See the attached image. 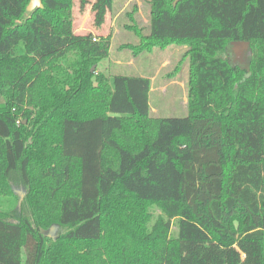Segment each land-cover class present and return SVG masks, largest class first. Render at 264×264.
Wrapping results in <instances>:
<instances>
[{
    "label": "trees",
    "instance_id": "16d2710c",
    "mask_svg": "<svg viewBox=\"0 0 264 264\" xmlns=\"http://www.w3.org/2000/svg\"><path fill=\"white\" fill-rule=\"evenodd\" d=\"M30 1L0 0V198L26 193L0 264H264V0H150L141 48L189 46L184 117L152 115L151 76L92 71L111 36L77 34L74 0Z\"/></svg>",
    "mask_w": 264,
    "mask_h": 264
},
{
    "label": "rangeland",
    "instance_id": "374dc122",
    "mask_svg": "<svg viewBox=\"0 0 264 264\" xmlns=\"http://www.w3.org/2000/svg\"><path fill=\"white\" fill-rule=\"evenodd\" d=\"M89 0L82 5L74 0L72 18L77 34L92 33L94 37L111 36L110 56L93 65L92 71L111 77L114 74H139L154 77V89L150 96L153 116L184 117L188 114L190 59L185 55L188 45L170 44L167 47L153 46L142 49L143 37L134 29V25L146 35L150 32V0H114L107 11L104 22L98 24L93 3ZM252 56V51L248 53ZM231 57V55H230ZM233 57V55H232ZM98 83H96V86ZM17 198L2 196L0 209L25 211L24 188L14 183ZM156 215L160 212L153 209ZM50 231V229L48 230ZM60 231L55 228L54 235ZM178 226L173 224L172 233L177 235ZM50 233V232H48Z\"/></svg>",
    "mask_w": 264,
    "mask_h": 264
},
{
    "label": "water",
    "instance_id": "95a60500",
    "mask_svg": "<svg viewBox=\"0 0 264 264\" xmlns=\"http://www.w3.org/2000/svg\"><path fill=\"white\" fill-rule=\"evenodd\" d=\"M180 0H175L174 1V6L177 5V3ZM43 7V2L42 0H31L30 4L28 5V11H32L35 8H42ZM232 53L234 56L233 61L236 62H245L247 61L250 56L247 54L251 52V48H250V43L247 41H234L232 42ZM93 70V69H92ZM57 228V226H53L50 230V236H54V229Z\"/></svg>",
    "mask_w": 264,
    "mask_h": 264
},
{
    "label": "crops",
    "instance_id": "0c3cea01",
    "mask_svg": "<svg viewBox=\"0 0 264 264\" xmlns=\"http://www.w3.org/2000/svg\"><path fill=\"white\" fill-rule=\"evenodd\" d=\"M151 77H152V76H151ZM152 80H154V77H152ZM153 89H154V85H153L152 91H153ZM151 94H152V92H151Z\"/></svg>",
    "mask_w": 264,
    "mask_h": 264
},
{
    "label": "flooded vegetation",
    "instance_id": "af4514ba",
    "mask_svg": "<svg viewBox=\"0 0 264 264\" xmlns=\"http://www.w3.org/2000/svg\"><path fill=\"white\" fill-rule=\"evenodd\" d=\"M247 56H248V54H247ZM233 59H234V56H233Z\"/></svg>",
    "mask_w": 264,
    "mask_h": 264
},
{
    "label": "built area",
    "instance_id": "2783aa9c",
    "mask_svg": "<svg viewBox=\"0 0 264 264\" xmlns=\"http://www.w3.org/2000/svg\"><path fill=\"white\" fill-rule=\"evenodd\" d=\"M94 40H96V38H94Z\"/></svg>",
    "mask_w": 264,
    "mask_h": 264
}]
</instances>
